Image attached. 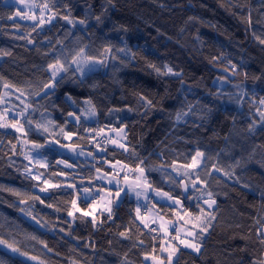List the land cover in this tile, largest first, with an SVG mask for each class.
Returning <instances> with one entry per match:
<instances>
[{
  "label": "trees",
  "instance_id": "16d2710c",
  "mask_svg": "<svg viewBox=\"0 0 264 264\" xmlns=\"http://www.w3.org/2000/svg\"><path fill=\"white\" fill-rule=\"evenodd\" d=\"M6 1L0 110L10 96L6 118L24 133L0 127V243L17 253L0 247V264L161 257L164 241L137 220L129 195L110 212L93 209L97 172L118 175L115 163L133 177L144 170L154 191L181 200V225L194 220L201 251L179 248L174 264H264V0H28L36 13ZM80 57L99 67L80 76ZM54 66L63 71L56 80ZM87 105L96 122L84 118ZM122 127L125 150L93 146L92 132ZM24 144L47 162L40 181L27 174ZM97 148L94 160L78 154ZM199 153L202 166L191 169ZM153 203L176 220V208Z\"/></svg>",
  "mask_w": 264,
  "mask_h": 264
},
{
  "label": "rangeland",
  "instance_id": "374dc122",
  "mask_svg": "<svg viewBox=\"0 0 264 264\" xmlns=\"http://www.w3.org/2000/svg\"><path fill=\"white\" fill-rule=\"evenodd\" d=\"M6 3L18 5L19 7H21V9L23 11L33 12V13L37 12L35 5H33L28 0H20V2H16V0H7ZM40 12H41L40 13L41 17L44 18L47 16V12H48L47 10H43ZM106 55L108 56V59H107V63H108L109 57H110V51H106ZM84 58L85 57H80L75 62V64L73 65L74 69H76L78 71V74L80 76H84V75L92 72L93 70H96L99 67V65L96 64L95 61H93V60L89 61V59H84ZM107 70L108 69L105 68L103 71H107ZM50 72H51V75L53 76L54 80L58 79L60 77V75L63 73V71L61 70V68L59 66L52 67L50 69ZM54 89H55V83L53 82L52 84H50L45 89L44 94L52 92ZM6 90H7L8 94L11 93L12 96L15 97L16 99H18L20 102H22V103L26 102V98L21 93L17 92L16 90L9 89V88H7ZM9 99H10V96L7 95L3 98V101H2L3 109L0 110V127L10 128V129H13L19 133H24L22 126H20L18 124H12L11 121L7 120V118H9V115H14V114L8 113V111H6V109H5V106L8 104ZM84 118H86V120L89 122H96L95 110L92 107V105H87L86 111L84 112ZM71 120L74 122H77L76 116L72 115ZM103 133L108 138H111L109 140V143L111 144L112 147H115L118 149H123V150L126 149V147H125L126 129L124 127H122V128H110L108 130H103ZM103 133H101L100 131H95V132H92L90 134V138L93 139V146L94 147L95 146H101V144L96 143L95 139L92 137V135H98V134L103 135ZM23 147L25 150H27L25 152V159L28 160V166H29V170L27 171V174L30 177L35 178L36 180L40 181L41 177L37 173L36 169L47 167V162L42 157L41 150H38L34 147L27 149L26 144H24ZM65 152L67 153L70 151L65 150ZM103 152H104V150L102 148H97L95 150L94 154H92L91 152H82V151H81V153H78V154H80L82 158H84V156H85L89 160H94L96 155H100ZM72 153H74V152H72ZM202 163H203V156L199 153L196 155V157L193 161V164L191 166V169L197 170L199 167L202 166ZM112 168L115 170V172L118 175L108 174V173H105L103 171L97 172V180L102 184V187L98 190V192H96L97 196H99L102 192H105V191L110 192V189H113L114 191H117L119 198L122 199L128 193V190H129L130 194H131V192H133L135 194L136 198L138 199V202L142 205L144 210L147 208H150V206H152L154 204L153 202H156L159 204H164V205H167L169 207L176 208L177 211L179 212L175 221L167 219L166 217L161 215L160 218L157 220L158 221L157 224H159V226H161V227H158V225L155 222L148 223V225L150 227H153L152 231H155L158 234V236L160 237V239L162 241H164V243H165V246L162 247V249L160 250L161 255L163 257L161 256V257L156 258V259L153 258L149 262L150 264H174V261L177 257V252H178L179 248H183L184 250L190 251L194 254L200 253L201 247L195 241L196 233L193 231V229H195V227H193L192 224L188 223V222H194V220L193 219H192L193 221L191 219H190V221L186 220L185 224L181 225V223L185 220V218L187 216L186 215L187 213H185L186 211L183 209L181 200L176 199L167 193H164L161 191H156V190L155 191L153 190V192L151 193V195L154 197V199L151 198V196H149V194L147 193V192H149V189H148L147 183H146L145 172L142 169H139L136 172V177H133L129 174V172H130L129 169L120 163L113 164ZM121 180H123V182H121ZM182 187L186 193L188 190V189H186V185L183 184ZM144 190H146V191H144ZM40 194L47 195V191L42 190V191H40ZM82 197L87 201L93 200L95 197V191H92V190L85 191L84 190ZM204 198H205V207H208L209 209H213L215 207V202L211 201L209 199V197H204ZM98 201H99V199H98ZM94 202L96 203V200H94ZM96 208L99 210V205L96 204V206H95V204H93V209L96 210ZM182 211H183V213H182ZM145 213L148 214V212H145ZM145 213H143V212L141 213L140 210H138L137 216H139V215L141 216V214H145ZM151 214L153 215V212H151ZM183 214H184V216H183ZM175 223H178L180 225V230L178 233V235H179L178 241H180V242L168 241L169 236L171 234V230L173 229V226ZM148 225H146V226H148ZM262 234L264 236V228L262 229ZM160 235H162L163 237ZM0 247L5 248L8 251L12 252L13 254L17 255L16 252L5 247V245H3L2 243H0ZM26 259L28 261L32 262V264H39V262L36 260L30 259V258H26Z\"/></svg>",
  "mask_w": 264,
  "mask_h": 264
},
{
  "label": "crops",
  "instance_id": "0c3cea01",
  "mask_svg": "<svg viewBox=\"0 0 264 264\" xmlns=\"http://www.w3.org/2000/svg\"><path fill=\"white\" fill-rule=\"evenodd\" d=\"M121 182H123V180H121ZM147 187L149 189V192H147V193L149 194V196H151V198L154 199V197L151 195V193L153 192V189L148 184H147ZM144 191H146V190H144ZM126 195H129L133 200H135L136 203L138 202V199L136 198V196L133 192H131V194H130V191L128 190V193ZM122 199L119 198L117 191H114L113 189H110V192H107V191L102 192L99 195V203H98L99 210H101L103 212H110V210H112L118 204V202L120 203L122 201ZM138 210H139V208H138ZM151 212H153V215L151 214ZM147 215L148 216L143 218L144 220H142V218H140V215H139V216H137V220L143 224H148L150 222H155L157 224V222H158L157 220L161 216L160 214H158L156 211H154L152 209L149 210ZM157 225H158V227H161V226H159V224H157ZM160 236H162V235H160Z\"/></svg>",
  "mask_w": 264,
  "mask_h": 264
},
{
  "label": "built area",
  "instance_id": "2783aa9c",
  "mask_svg": "<svg viewBox=\"0 0 264 264\" xmlns=\"http://www.w3.org/2000/svg\"><path fill=\"white\" fill-rule=\"evenodd\" d=\"M92 137L95 139V142L96 143H99V144H105L108 140L107 138H105L102 134H98V135H92ZM96 186H100V183L97 182L96 183ZM140 209L143 213H145L147 211V209H143L142 205H140ZM145 216V214H143V217ZM152 228L153 227H150L149 225L147 226V232L150 233V234H153L154 238L155 239H159L158 237L159 236H156L154 234L155 231H152ZM179 228H180V225L178 223H175L174 226H173V229L171 230V234L169 236V239L168 241L170 242H180L178 241V233H179Z\"/></svg>",
  "mask_w": 264,
  "mask_h": 264
},
{
  "label": "water",
  "instance_id": "95a60500",
  "mask_svg": "<svg viewBox=\"0 0 264 264\" xmlns=\"http://www.w3.org/2000/svg\"><path fill=\"white\" fill-rule=\"evenodd\" d=\"M220 74H222L224 77L228 78L229 80H233L234 79V75L228 71H223L220 72Z\"/></svg>",
  "mask_w": 264,
  "mask_h": 264
},
{
  "label": "bare ground",
  "instance_id": "6f19581e",
  "mask_svg": "<svg viewBox=\"0 0 264 264\" xmlns=\"http://www.w3.org/2000/svg\"><path fill=\"white\" fill-rule=\"evenodd\" d=\"M136 204L141 205L139 202H137Z\"/></svg>",
  "mask_w": 264,
  "mask_h": 264
}]
</instances>
